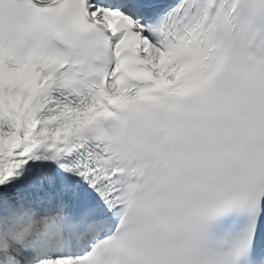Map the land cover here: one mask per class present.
<instances>
[{"label": "snow or ice", "instance_id": "6c2138e0", "mask_svg": "<svg viewBox=\"0 0 264 264\" xmlns=\"http://www.w3.org/2000/svg\"><path fill=\"white\" fill-rule=\"evenodd\" d=\"M0 264H264V0H0Z\"/></svg>", "mask_w": 264, "mask_h": 264}]
</instances>
